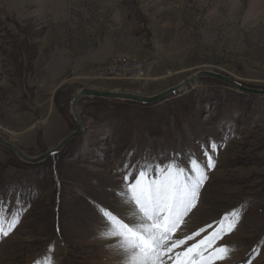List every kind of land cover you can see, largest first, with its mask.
Here are the masks:
<instances>
[{
	"label": "rangeland",
	"instance_id": "rangeland-1",
	"mask_svg": "<svg viewBox=\"0 0 264 264\" xmlns=\"http://www.w3.org/2000/svg\"><path fill=\"white\" fill-rule=\"evenodd\" d=\"M201 70L264 91V0H0V137L33 159L0 144V220L19 219L0 264L125 259L101 206L123 209L125 162L173 158L208 176L175 236L212 225L190 245L236 211L214 264H264L262 93L204 76L151 103L84 96L80 132L35 160L76 131L80 89L153 96Z\"/></svg>",
	"mask_w": 264,
	"mask_h": 264
},
{
	"label": "snow or ice",
	"instance_id": "snow-or-ice-1",
	"mask_svg": "<svg viewBox=\"0 0 264 264\" xmlns=\"http://www.w3.org/2000/svg\"><path fill=\"white\" fill-rule=\"evenodd\" d=\"M211 147L215 151L217 145L213 143ZM204 155L207 169L214 168L213 157L207 151ZM190 164L189 170L173 158L164 165L141 164L138 171L130 170L127 162L123 165L125 187L120 195L124 207L121 212H114L101 206L100 212L108 226L104 235L119 238L124 264H166V261L170 264H214L216 260L226 259L232 251L227 246H217L216 242L235 228L239 218L236 211L225 213L218 222L219 227L190 245L188 241H193L212 225L182 238L175 236L182 232V226H186L185 217L195 207L199 192L208 179L204 166L196 159L192 158ZM226 220L229 221L227 227ZM18 223V215L6 226L0 220V235L7 236ZM174 250L173 258L169 253ZM247 264H252V260L249 259Z\"/></svg>",
	"mask_w": 264,
	"mask_h": 264
},
{
	"label": "water",
	"instance_id": "water-1",
	"mask_svg": "<svg viewBox=\"0 0 264 264\" xmlns=\"http://www.w3.org/2000/svg\"><path fill=\"white\" fill-rule=\"evenodd\" d=\"M204 76L217 78L219 80L226 82L230 86L237 88L239 90H242V91H246V92L253 93V94H256V93L264 94L263 90H257V89H252V88L246 87V86L242 85L241 83H239V82H237L231 78H228L227 76H225L223 74H220V73L215 72V71H206V70L198 71L193 76H190V77L183 79L179 84H177L173 87H170V88H168V89H166V90H164V91H162L156 95H153V96H142V95H136V94L126 93V92L103 91V90H96V89H92V88H82L75 94V96L72 100V103H71V108H72V110L74 112V116L76 117L77 122H78V126H77L76 131L65 136L59 142V144L56 147L47 150L45 153L40 155L35 160L43 159V158L49 156L50 154L57 152L63 144H65L67 141L72 139L75 134L80 132L81 123L78 120L79 115L77 112V106L76 105H77V102L84 96L102 97V98H110V99H124V100H131V101L141 102V103H151V102H154V101L164 97L167 93L172 92V91H176L179 88H181L182 86H185L186 84H188L189 82H191V81H193L199 77H204ZM0 144L12 149L15 153H17L23 159L33 160V159H30L29 157H27L26 155H24V153L18 147H16L14 144L7 142L6 140H4L1 137H0Z\"/></svg>",
	"mask_w": 264,
	"mask_h": 264
},
{
	"label": "bare ground",
	"instance_id": "bare-ground-1",
	"mask_svg": "<svg viewBox=\"0 0 264 264\" xmlns=\"http://www.w3.org/2000/svg\"><path fill=\"white\" fill-rule=\"evenodd\" d=\"M118 256V255H117ZM117 256H114V258H116ZM112 262L110 263V264H119L118 262H119V260H121V262H123V264H124V259H113L112 258Z\"/></svg>",
	"mask_w": 264,
	"mask_h": 264
},
{
	"label": "built area",
	"instance_id": "built-area-1",
	"mask_svg": "<svg viewBox=\"0 0 264 264\" xmlns=\"http://www.w3.org/2000/svg\"><path fill=\"white\" fill-rule=\"evenodd\" d=\"M142 79H143V77H142Z\"/></svg>",
	"mask_w": 264,
	"mask_h": 264
}]
</instances>
